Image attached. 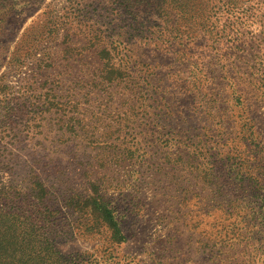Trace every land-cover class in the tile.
Segmentation results:
<instances>
[{"label": "rangeland", "instance_id": "rangeland-1", "mask_svg": "<svg viewBox=\"0 0 264 264\" xmlns=\"http://www.w3.org/2000/svg\"><path fill=\"white\" fill-rule=\"evenodd\" d=\"M217 1L0 0V264H59L38 237L47 209L66 218L55 246L71 259L211 264L212 249L264 264V191L250 188L264 187V48L217 35L264 33V0ZM251 134L259 155L239 143ZM80 202L110 210L123 240L83 231Z\"/></svg>", "mask_w": 264, "mask_h": 264}, {"label": "trees", "instance_id": "trees-1", "mask_svg": "<svg viewBox=\"0 0 264 264\" xmlns=\"http://www.w3.org/2000/svg\"><path fill=\"white\" fill-rule=\"evenodd\" d=\"M219 2V0L217 1V3ZM220 3V2H219ZM229 5H232V3H230L228 1ZM217 6V4H215ZM226 7V5L223 3L222 7H220V10L224 9L223 8ZM163 12V11H162ZM228 12V11H226ZM214 13V11L212 12ZM162 19V18H161ZM163 20V19H162ZM250 22V21H248ZM244 23V22H242ZM230 25L233 24H229V26H223L222 27V32L221 31H217V35L218 37H227L229 40H233L239 44L240 46H244L246 47V43H242L243 41L241 39H246L249 38L251 39V43L253 41L259 42V44L261 46L264 45L261 44L262 42H264V33L262 32V26L260 25V30L257 32V29H251L252 26L250 25V23H244V25L241 26L238 25L237 27H233ZM234 30V35L231 34V32ZM235 43V44H236ZM241 48V47H240ZM260 49V47H258ZM255 51V49L252 47V52ZM258 82V81H257ZM261 82V81H259ZM261 87L264 86V83H259ZM258 87V86H257ZM259 90V87L254 90L257 91ZM253 94L256 95V93ZM239 93V92H238ZM244 93L241 92L239 93V96L237 97L238 100L241 99V97L243 98ZM241 96V97H240ZM222 97L220 96V94L218 93H212L210 95H207V102H206V110H205V117L207 120V123L209 124L207 127V130H211L209 133L213 134L214 136H212V139H220L221 137V127H222V121H221V117L219 116V112H218V108L219 105H221L223 102H221ZM242 127H245L242 126ZM252 142V143H251ZM239 143L241 145H243L246 149L247 146H249V144L252 146V149L254 150V154H260L262 149L258 147V139L257 137H253L251 134L248 135V139L245 138H239ZM232 171L229 170L228 173ZM264 172V169L263 171ZM259 174V178H263L264 177V173H258ZM251 179V178H250ZM225 185V184H224ZM227 187V185H225V188ZM237 187V186H236ZM225 188H223V190H225ZM250 188H252V190H257V191H264V187L261 186V184H259V182L255 181V178L252 179ZM238 189V187H237ZM239 189H241V186L239 185ZM50 196V195H49ZM225 198V197H223ZM261 200H263L262 202L264 203V193H262L260 195ZM80 205L85 209V213L82 212V214L84 215H79L78 218L75 219V223H77V221H80L83 223L82 227H83V231H87V232H92V230H94V227H92L94 225V223L96 224H100L105 226L106 229L111 233V236L115 239H117L118 241L123 240V236L120 232V229L118 227V223L117 220L114 218L113 214L110 212V210L103 208L101 204L97 203V202H92V203H81ZM64 216H59L57 217L55 215V212H51L50 209H47L46 211V215L42 218L39 219V222L41 225H43L44 231H42L38 237L40 238V242L46 247V251L49 254V257L54 256L56 259H59L57 262L59 264H91V261L96 260L92 257V255L87 256V259H82L81 261L79 260H75V259H71V256H69L68 254H62L58 251L57 247L55 246L56 241L58 242V227L60 226V222L61 220H65L63 218ZM78 226V224H77ZM63 229H65V227H63ZM73 229L77 230L76 228H68L67 230V234L68 232H70L71 234L73 233ZM71 230V231H69ZM93 233V232H92ZM65 234V233H64ZM41 250L42 248H39L37 251L31 250L30 253L26 256H22L21 259V263L26 260L29 263V260H32V258H29L30 255L32 254V257L36 258V255H40L41 254ZM210 251H208L209 253L207 254L208 258H207V262L211 263V264H241V263H231L230 259H222L221 256L219 257L218 255H213L212 254V249H209ZM44 252H45V248H44ZM46 257V256H45ZM219 257V258H218ZM11 262L13 264H16L14 262V260L16 259L15 255H11V257H9ZM217 258V259H214Z\"/></svg>", "mask_w": 264, "mask_h": 264}]
</instances>
